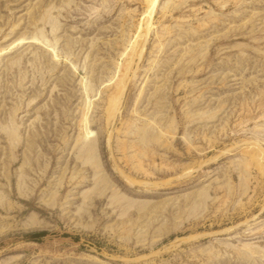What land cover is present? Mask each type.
Returning a JSON list of instances; mask_svg holds the SVG:
<instances>
[{
  "label": "rangeland",
  "instance_id": "rangeland-1",
  "mask_svg": "<svg viewBox=\"0 0 264 264\" xmlns=\"http://www.w3.org/2000/svg\"><path fill=\"white\" fill-rule=\"evenodd\" d=\"M0 264H264V0H0Z\"/></svg>",
  "mask_w": 264,
  "mask_h": 264
},
{
  "label": "trees",
  "instance_id": "trees-1",
  "mask_svg": "<svg viewBox=\"0 0 264 264\" xmlns=\"http://www.w3.org/2000/svg\"><path fill=\"white\" fill-rule=\"evenodd\" d=\"M43 235H44V232H33V233L27 234V237L31 238V239H36V238L43 236Z\"/></svg>",
  "mask_w": 264,
  "mask_h": 264
}]
</instances>
